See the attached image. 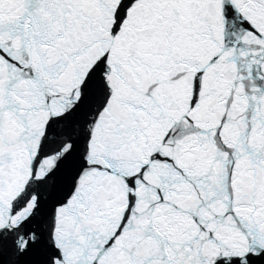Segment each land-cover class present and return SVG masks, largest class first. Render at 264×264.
Segmentation results:
<instances>
[{"label":"snow or ice","instance_id":"snow-or-ice-1","mask_svg":"<svg viewBox=\"0 0 264 264\" xmlns=\"http://www.w3.org/2000/svg\"><path fill=\"white\" fill-rule=\"evenodd\" d=\"M0 264H264V0H0Z\"/></svg>","mask_w":264,"mask_h":264}]
</instances>
